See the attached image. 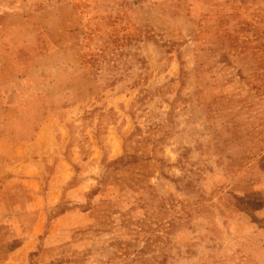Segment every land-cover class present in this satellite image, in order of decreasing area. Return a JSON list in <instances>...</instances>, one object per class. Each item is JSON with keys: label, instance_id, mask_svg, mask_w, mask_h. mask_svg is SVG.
Returning <instances> with one entry per match:
<instances>
[{"label": "rangeland", "instance_id": "374dc122", "mask_svg": "<svg viewBox=\"0 0 264 264\" xmlns=\"http://www.w3.org/2000/svg\"><path fill=\"white\" fill-rule=\"evenodd\" d=\"M0 25V264H264V0H6Z\"/></svg>", "mask_w": 264, "mask_h": 264}, {"label": "crops", "instance_id": "0c3cea01", "mask_svg": "<svg viewBox=\"0 0 264 264\" xmlns=\"http://www.w3.org/2000/svg\"><path fill=\"white\" fill-rule=\"evenodd\" d=\"M5 3H6V0H0V13L4 9ZM19 10H22V9H19ZM17 13L18 12H15L14 15H17ZM29 25H33V24L32 23L31 24L29 23ZM0 30L1 31L3 30L2 25H0ZM15 30H16V27H14L13 30H11V32L9 34L3 35V36L0 37V59H1L2 54H4L5 52H7V49L9 47H10V51H11L12 46H10V45H12V44L10 43L9 46H7L5 42L6 41H9V35L12 34L13 32H15ZM52 117H53V115H49V116H47V118L45 120L41 121L42 123H41L39 129L35 132L36 136L35 135L33 136L34 139H40V138L47 137L43 133L44 132H47V127L49 126V123H51ZM10 121L11 120L8 119V118H6L5 116H3V117L0 116V139L1 140L2 139L3 140L13 139L12 129H6V128L3 129L4 128L3 126L6 125V124L9 125ZM10 147H11V149H10L11 151H17V153H19V151H21V149H24L25 146H24L23 143H20V142H15L14 143L13 142V143H11ZM1 148L2 147H0V152H1ZM0 184H1V181H0Z\"/></svg>", "mask_w": 264, "mask_h": 264}]
</instances>
